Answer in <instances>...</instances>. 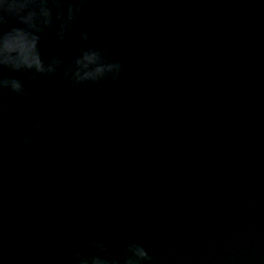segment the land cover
Wrapping results in <instances>:
<instances>
[{
    "label": "water",
    "instance_id": "1",
    "mask_svg": "<svg viewBox=\"0 0 264 264\" xmlns=\"http://www.w3.org/2000/svg\"><path fill=\"white\" fill-rule=\"evenodd\" d=\"M47 42L66 63L68 43L107 48L125 83L93 96L5 70L29 91H0L5 264H71L97 240L118 264L133 242L154 264H264V4L89 0ZM29 109L49 127L20 151Z\"/></svg>",
    "mask_w": 264,
    "mask_h": 264
},
{
    "label": "clouds",
    "instance_id": "2",
    "mask_svg": "<svg viewBox=\"0 0 264 264\" xmlns=\"http://www.w3.org/2000/svg\"><path fill=\"white\" fill-rule=\"evenodd\" d=\"M264 4V0H259ZM89 0H0V91L8 90L18 97H27L29 91L26 81L17 78L21 74L27 82L37 81L39 77L60 78L64 82V91L70 88H83L90 95H95L107 82L119 87L124 80V66L113 60L107 48L76 47L68 43L69 50L74 51L70 62L55 54L52 42L44 43L45 37L54 34L55 42L64 45L69 33L86 15ZM79 40L87 44L90 34L79 31ZM42 43L51 55L42 51ZM119 103V94L111 104ZM79 111V107L76 109ZM4 109L0 106V112ZM21 114L13 113L11 119ZM28 118V134L21 135L16 141L20 151H28L38 142V137L47 131L49 125L45 119H31L32 109L23 114ZM98 255L75 253L71 264H118L110 261L104 253L108 250L102 240L93 242ZM0 264L5 261L0 257ZM123 264H154L148 250L138 243H129L123 257Z\"/></svg>",
    "mask_w": 264,
    "mask_h": 264
}]
</instances>
